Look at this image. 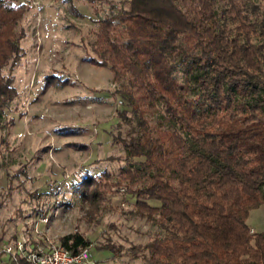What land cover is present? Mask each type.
I'll return each instance as SVG.
<instances>
[{
  "label": "trees",
  "instance_id": "1",
  "mask_svg": "<svg viewBox=\"0 0 264 264\" xmlns=\"http://www.w3.org/2000/svg\"><path fill=\"white\" fill-rule=\"evenodd\" d=\"M88 2L104 12L88 62L113 72L131 128L116 137L127 165L86 173L81 200L96 212L124 185L134 214L163 229L130 249L149 264H264V231L247 223L264 204V0ZM29 8L0 0V153ZM59 244L77 253L90 241L74 232Z\"/></svg>",
  "mask_w": 264,
  "mask_h": 264
},
{
  "label": "rangeland",
  "instance_id": "2",
  "mask_svg": "<svg viewBox=\"0 0 264 264\" xmlns=\"http://www.w3.org/2000/svg\"><path fill=\"white\" fill-rule=\"evenodd\" d=\"M19 1L30 8L21 22L26 56L13 71L18 94L3 116L14 124L2 131L0 249L25 224L37 228V243H59L63 235L82 233L90 245L89 259L81 264H149L134 258L130 249L143 248L163 229L134 214L135 196L121 185L108 191L93 212L77 191L86 173L109 169L118 175L128 163L116 137H125L131 127L118 116L124 102L115 94L114 74L88 62L96 56V20L104 12L97 14L88 0ZM160 114L153 115L155 122ZM42 217L48 221L40 222ZM247 223L251 232L264 231V204L250 211ZM105 245L119 250L114 253ZM0 264L15 263L0 254Z\"/></svg>",
  "mask_w": 264,
  "mask_h": 264
},
{
  "label": "built area",
  "instance_id": "3",
  "mask_svg": "<svg viewBox=\"0 0 264 264\" xmlns=\"http://www.w3.org/2000/svg\"><path fill=\"white\" fill-rule=\"evenodd\" d=\"M39 221L47 222L48 218L42 217ZM35 229L38 231L35 227L29 230L24 224L14 239L2 246L0 254L8 255L16 264L19 263V259L26 264H81L89 259V246L73 253L63 245L52 241L37 243L34 236Z\"/></svg>",
  "mask_w": 264,
  "mask_h": 264
},
{
  "label": "crops",
  "instance_id": "4",
  "mask_svg": "<svg viewBox=\"0 0 264 264\" xmlns=\"http://www.w3.org/2000/svg\"><path fill=\"white\" fill-rule=\"evenodd\" d=\"M16 264V263H15Z\"/></svg>",
  "mask_w": 264,
  "mask_h": 264
}]
</instances>
